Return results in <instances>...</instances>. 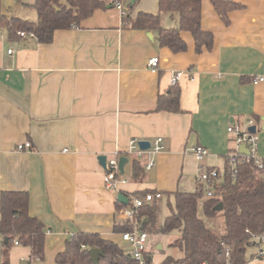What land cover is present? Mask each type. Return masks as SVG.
<instances>
[{"label":"crops","instance_id":"crops-1","mask_svg":"<svg viewBox=\"0 0 264 264\" xmlns=\"http://www.w3.org/2000/svg\"><path fill=\"white\" fill-rule=\"evenodd\" d=\"M33 1H13L12 9L1 11L35 22L36 13L24 12ZM119 1L130 19L158 12V0H137L132 8L130 0ZM230 1L242 8L228 13L226 25L210 1L201 0V27L214 36L212 48L201 53L188 32H181L185 52L160 47L156 32L131 29L116 7L95 10L79 27L55 31L49 44L10 39L0 28V194L27 192L29 215L45 227L42 260L30 259L20 244L6 249L0 235V264H58L56 255L78 231L125 247L113 231L123 224L117 195L129 200L150 191L162 197L193 192L201 164L222 174L234 150L231 124L244 127L253 120L257 155L264 159V0ZM161 26L176 28L178 19L164 14ZM153 57L159 59L156 73L147 68ZM177 72L181 111H156ZM257 78L263 80L254 84ZM158 137L165 150L154 157L153 169L133 180L136 159L127 154L129 141ZM25 143L31 149H16ZM193 146L208 152L201 164L189 151ZM100 156L127 159L119 193L104 187ZM138 161L143 167L146 156ZM254 253L255 248L249 255Z\"/></svg>","mask_w":264,"mask_h":264},{"label":"trees","instance_id":"trees-1","mask_svg":"<svg viewBox=\"0 0 264 264\" xmlns=\"http://www.w3.org/2000/svg\"><path fill=\"white\" fill-rule=\"evenodd\" d=\"M13 1L22 3V0ZM118 1L34 0L31 7L37 15L35 22L13 17L0 9V28L6 29L10 39H17V32L33 33L37 43L49 44L55 31L79 27L95 10L115 7ZM209 1L226 25L229 23L228 13L242 8L230 0ZM135 2L130 4V8ZM164 14L175 16L178 26L163 28L161 17ZM122 21L134 30L156 32L159 46L174 54L187 50L181 32L191 34L196 53H201L203 48L210 50L213 46V34L201 27V0H158L156 14L139 12L134 19L123 16ZM179 94V89L174 86L160 95L156 111L179 113ZM228 158L229 155L225 158L222 180L211 188L212 197H206L205 191L198 185L193 192H174L173 207L169 204L170 214L159 228L154 225L159 211L156 201L138 210L144 231L162 235L179 233L169 247L177 248L182 257L174 259L166 256L159 264H226L227 261L244 264L248 257L252 258L253 254L248 253L255 245L252 236L264 234V160L259 169L253 160L246 157L237 158L234 166L229 164ZM142 172V165L134 160L132 179H139ZM28 202L25 191H4L0 194V235L5 239L6 249L16 241L29 249L30 259L42 260L45 227L39 219L29 215ZM218 205L222 206L219 211L215 209ZM115 206L117 210L124 207L117 201ZM199 206L206 219L221 218V232L207 227L198 215ZM113 231L121 234L131 231V227L127 223H117ZM90 249L101 251L98 264H137L120 244L103 239L96 233L80 231L66 240L64 250L56 255L55 261L58 264H92Z\"/></svg>","mask_w":264,"mask_h":264},{"label":"built area","instance_id":"built-area-1","mask_svg":"<svg viewBox=\"0 0 264 264\" xmlns=\"http://www.w3.org/2000/svg\"><path fill=\"white\" fill-rule=\"evenodd\" d=\"M115 7L121 12L122 16L126 15V10L118 1L115 3ZM19 39L34 38L33 33L17 32ZM8 54L12 53V50L7 51ZM159 59L157 57L150 58L147 63L149 71L158 72ZM181 76L180 72L174 73L171 77V86L177 85V81ZM263 78H257L254 80V84L262 81ZM254 126L253 120L249 119L244 127L236 124H231L227 128V133L233 137L234 150L229 154V164L234 166L237 162V158L246 157L253 160L259 169L262 168V161L264 159L257 155V141L256 133H251L249 128ZM139 140L131 139L128 144L127 154L133 156L136 160H141L146 156V162L143 164V169L149 171L154 168V157L165 150L163 139L158 137L149 143V148L146 151H142L139 147ZM244 146L248 154L240 153L239 149ZM18 151L31 149L30 143L18 145L16 147ZM190 153L194 156L197 162L201 164L203 159L207 156L208 152L204 147L193 146L190 148ZM246 159V160H248ZM222 174L214 169H207L202 164L199 165L198 173L196 176V183L201 186L205 191L206 197H212L211 188L214 184L222 180ZM126 180L121 179L120 171L118 168V159L106 160L103 184L104 187L115 192H120V186L124 185ZM160 193H147L143 197L133 196L128 200V204L119 210L117 214L120 217L122 223H127L131 227V231L120 234V241L122 244L129 248L128 254L134 259L137 264H149L148 251L146 248V242L148 238L147 232L142 229L141 220L139 219L138 210L144 205H150L154 201L161 199ZM255 242V253L250 260H263L264 259V234L252 236ZM17 244V242H14ZM226 264H231L228 261ZM247 264V263H244Z\"/></svg>","mask_w":264,"mask_h":264},{"label":"rangeland","instance_id":"rangeland-1","mask_svg":"<svg viewBox=\"0 0 264 264\" xmlns=\"http://www.w3.org/2000/svg\"><path fill=\"white\" fill-rule=\"evenodd\" d=\"M12 4L13 0H1L0 9L2 11L4 10L7 12L9 6L11 7V9L13 8ZM30 10L31 11H29V9H26V11L24 12L26 13V16L32 17L35 15L36 12L32 8ZM172 194V192L163 194V197L157 201L159 211L154 223L156 228H159L162 225L164 218L170 214L169 204L173 207L174 203ZM198 215L205 222L207 227L214 230L215 232H221L222 220L220 217L217 219H206L202 215L200 206L198 209ZM145 232H147L148 234L146 248L148 251V257L150 258V264H159L166 256H170L174 259H179L182 257V253L177 248L169 247L170 243H172L175 239L179 237L178 232H172L168 235H162L159 233H149L147 230ZM123 248L126 252H129V248L127 246H123ZM252 251H254V248H250L248 250V253Z\"/></svg>","mask_w":264,"mask_h":264},{"label":"water","instance_id":"water-1","mask_svg":"<svg viewBox=\"0 0 264 264\" xmlns=\"http://www.w3.org/2000/svg\"><path fill=\"white\" fill-rule=\"evenodd\" d=\"M135 1H137V0H130V4H133ZM147 36L149 38H151L150 33H147ZM261 121L263 123L262 130H264V118H261ZM249 131L251 133H255L256 132L255 126L250 127ZM139 147H140V149L142 151H146L149 148V143L147 141H140L139 142ZM239 151L242 154H245V155L248 154V152H247V150L245 149L244 146H241ZM98 161H99L100 166L102 168H105L106 158L104 156H100L98 158ZM126 163H127V159L126 158L121 157V158L118 159V168H119L120 174H123V169H124V166H125ZM117 202H119L120 204L126 206L128 204V199L123 194L119 193L117 195ZM221 208H222V206L218 205L215 209L219 211V210H221ZM4 241H5V239H4ZM89 255H90V260H91L92 264H98L99 257L102 255V253H101V251L99 249H90L89 250Z\"/></svg>","mask_w":264,"mask_h":264}]
</instances>
